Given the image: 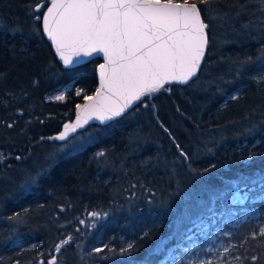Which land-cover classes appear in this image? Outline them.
Masks as SVG:
<instances>
[{"label":"trees","instance_id":"trees-1","mask_svg":"<svg viewBox=\"0 0 264 264\" xmlns=\"http://www.w3.org/2000/svg\"><path fill=\"white\" fill-rule=\"evenodd\" d=\"M41 2L0 0V174L14 165L30 170L0 206V264H46L49 257L58 264H155L183 242L182 230L207 204L225 210L236 187L264 178V79L254 76L264 63V0L201 5L209 43L197 75L166 85L151 105L140 100L120 117L88 122L84 127L101 125L104 133L50 159L38 144L51 143L94 93L101 59L66 68L35 19L48 4L38 13L30 7ZM209 78L206 89H193ZM67 83L65 100L46 99ZM141 116L159 129L160 142L131 144ZM176 143L190 160L176 163ZM261 185L250 191L258 216L234 233L255 252L264 248L259 236L251 238L264 223ZM93 212L95 225L86 223Z\"/></svg>","mask_w":264,"mask_h":264},{"label":"snow or ice","instance_id":"snow-or-ice-1","mask_svg":"<svg viewBox=\"0 0 264 264\" xmlns=\"http://www.w3.org/2000/svg\"><path fill=\"white\" fill-rule=\"evenodd\" d=\"M216 2L219 0H43L30 6L33 13H38L50 4L42 17L35 15V19L66 68L83 63L78 58L94 54H102L104 61L98 65L99 87L93 95H84V104L76 105L75 122L65 123L63 130L49 139L65 141L89 120L103 123L120 117L142 97L168 91L166 85H183L192 80L209 43V25L202 17L201 5L207 8ZM75 94L80 96L81 92L77 90ZM54 99L63 101L65 95L58 94ZM176 148L185 160L191 159L178 143ZM257 236L264 240V223L251 234L252 239ZM70 240L68 237L56 244L55 252H61ZM228 252L229 247H224V253ZM235 259L239 261V257ZM251 259L257 261L258 257ZM46 264H58L56 257Z\"/></svg>","mask_w":264,"mask_h":264},{"label":"rangeland","instance_id":"rangeland-1","mask_svg":"<svg viewBox=\"0 0 264 264\" xmlns=\"http://www.w3.org/2000/svg\"><path fill=\"white\" fill-rule=\"evenodd\" d=\"M4 5L3 3L0 4V8ZM254 76L259 79L264 77V63L261 62L256 65ZM210 83L211 78L204 80L199 88L194 86L193 89H196L198 92L199 89H206L205 86L207 87ZM68 87H70V83L50 91L47 93L46 99L55 100L54 97L61 93L64 94ZM155 94H152L151 97H142V106L151 105V100ZM140 118L142 122L131 135V144L141 147L151 142H160L163 137L159 129L154 124L149 123L147 119H144L143 116ZM68 123H72V121ZM104 131L105 128L101 125H94L90 128L83 127L75 133L70 134L69 138L65 141L51 139V143L49 144L39 143L38 150L39 152H43L44 157L47 159L54 158L59 154L71 152L81 147L104 133ZM183 132L188 134L189 131L188 129H184ZM170 138L172 141L175 140L172 136ZM187 143L190 144V141H187ZM182 158L179 154V157L176 158V163H180V159ZM184 161L187 160L184 159ZM17 167L15 165L10 166V168H6L0 174V206L7 198L18 191L21 184L18 183L19 181L23 182V179L30 177H28L30 170L24 168L18 169ZM261 184L264 185L259 180L256 185L248 188L244 186L236 187L230 195L226 205L228 208L225 210L223 208L220 211L211 212L213 202L207 204L202 210L203 212L200 211L197 215L199 219L182 230L184 234L182 238L183 242L169 245L166 248L165 255L155 264H205L207 261H212L213 264H217L218 261H224L225 264H228V262H231V264H241V262L242 264H263L261 260L264 256V248H261L259 252H255L254 247H248L243 240L239 241L238 237L234 234L235 227L241 222L258 216L259 212L253 206V202L257 198L251 195L250 191L262 188ZM97 216H90L86 220V223L95 225L98 220ZM225 233H231V235L226 236L224 235ZM224 247H229L227 254L224 253ZM253 256L258 257V260L253 261L251 259ZM236 257H239V261L235 259Z\"/></svg>","mask_w":264,"mask_h":264},{"label":"water","instance_id":"water-1","mask_svg":"<svg viewBox=\"0 0 264 264\" xmlns=\"http://www.w3.org/2000/svg\"><path fill=\"white\" fill-rule=\"evenodd\" d=\"M47 6H50V4H48ZM46 6V7H47ZM44 11H46V8H45V10ZM44 35H45V37L48 39V37H47V35L44 33ZM49 40V39H48ZM49 42L51 43V45H52V42L49 40ZM52 47H53V50H54V52H55V48H54V46L52 45ZM57 56V55H56ZM58 57V56H57ZM96 57H99L100 59H101V61H100V63H103L104 61H103V56H102V54H99V55H97V54H94L92 57H80V58H78V59H80V60H82L83 61V63L84 62H87V61H89V60H91V59H93V58H96ZM58 59H59V57H58ZM60 60V59H59ZM61 61V60H60ZM99 63V64H100ZM98 64V65H99ZM98 65H97V67H96V74H97V86H96V88L97 87H99V77H98ZM95 92V91H94ZM94 94V93H93ZM92 94V95H93ZM136 103V102H135ZM134 103V104H135ZM133 104V105H134ZM75 119H76V115L74 116V118H73V120H72V123L73 122H75ZM93 121H97V122H100L99 120H96V119H92V120H89L88 122H93ZM66 123H68V122H66ZM86 124H84V126H85ZM83 126V127H84ZM82 127V128H83ZM79 129H81V128H79ZM63 130V127H62V129L60 130V131H58V132H55V133H53L50 137H55V136H57L61 131ZM78 130V129H77ZM70 134H72V133H70ZM52 259V257L49 259V260H51ZM48 260V261H49ZM39 264H41V262L39 263Z\"/></svg>","mask_w":264,"mask_h":264}]
</instances>
